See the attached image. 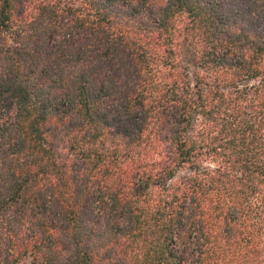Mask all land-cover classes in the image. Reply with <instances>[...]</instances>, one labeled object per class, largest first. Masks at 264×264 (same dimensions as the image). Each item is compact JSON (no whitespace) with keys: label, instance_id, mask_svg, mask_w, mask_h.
<instances>
[{"label":"trees","instance_id":"trees-1","mask_svg":"<svg viewBox=\"0 0 264 264\" xmlns=\"http://www.w3.org/2000/svg\"><path fill=\"white\" fill-rule=\"evenodd\" d=\"M0 264H264V0H0Z\"/></svg>","mask_w":264,"mask_h":264}]
</instances>
